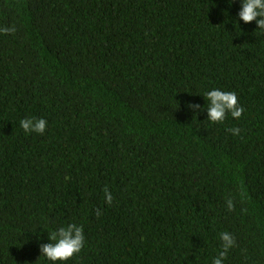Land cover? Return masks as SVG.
<instances>
[{
	"label": "trees",
	"instance_id": "16d2710c",
	"mask_svg": "<svg viewBox=\"0 0 264 264\" xmlns=\"http://www.w3.org/2000/svg\"><path fill=\"white\" fill-rule=\"evenodd\" d=\"M241 7L0 0V264H51L69 223L86 244L66 264H212L225 231V264H264V30ZM212 88L238 120L207 121Z\"/></svg>",
	"mask_w": 264,
	"mask_h": 264
},
{
	"label": "clouds",
	"instance_id": "9594fccd",
	"mask_svg": "<svg viewBox=\"0 0 264 264\" xmlns=\"http://www.w3.org/2000/svg\"><path fill=\"white\" fill-rule=\"evenodd\" d=\"M232 0H229V4ZM239 20L244 23L256 22L257 29L264 30V0H242V7L239 11ZM238 22V21H237ZM239 24V22H238ZM16 31L14 26L0 27V34H11ZM203 97L207 101V121L211 123L223 122L228 115L233 119H239L245 109L240 104L235 91H226L219 88H212L204 92ZM20 128L24 133L44 134L48 128V121L43 117H25L19 121ZM232 135H239L241 129L233 127L227 129ZM104 199L107 204L113 202L112 192L104 189ZM228 211H232L234 203L232 199L226 200ZM101 213L99 209L96 215ZM222 241V251L217 256L212 258V264H225L228 252L235 247L236 241L230 232H221L219 235ZM49 244L42 246L43 257H46L51 264H66L71 258L79 254L86 244L84 228L76 223H69L66 226L60 227L58 230H52Z\"/></svg>",
	"mask_w": 264,
	"mask_h": 264
}]
</instances>
